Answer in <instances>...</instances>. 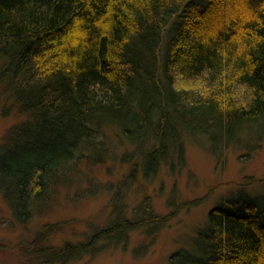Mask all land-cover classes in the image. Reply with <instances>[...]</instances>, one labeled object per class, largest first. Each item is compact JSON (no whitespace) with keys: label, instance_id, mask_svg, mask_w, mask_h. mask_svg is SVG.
<instances>
[{"label":"trees","instance_id":"obj_1","mask_svg":"<svg viewBox=\"0 0 264 264\" xmlns=\"http://www.w3.org/2000/svg\"><path fill=\"white\" fill-rule=\"evenodd\" d=\"M4 95L24 120L0 146V191L25 223L74 163L105 151L106 127L150 177L173 155L183 162L185 138L264 128V0H0ZM236 199L173 264H264V202ZM122 202L85 240L38 246L36 258L69 264L124 246L156 217L143 202L128 217Z\"/></svg>","mask_w":264,"mask_h":264},{"label":"rangeland","instance_id":"obj_2","mask_svg":"<svg viewBox=\"0 0 264 264\" xmlns=\"http://www.w3.org/2000/svg\"><path fill=\"white\" fill-rule=\"evenodd\" d=\"M10 104L1 96L0 146L24 120ZM182 142L183 162L172 154L150 177L138 168L134 146L116 129L104 128L97 144L105 151L74 163L67 182L58 181L25 223L14 217L0 191V264H41L35 256L38 246L60 248L85 240L92 228L110 222L118 199L126 216H139L137 207L143 202L156 218L130 232L124 246L69 264H173L176 252H196L197 235L211 210L243 196L264 202V128L245 129L215 143L201 136Z\"/></svg>","mask_w":264,"mask_h":264}]
</instances>
